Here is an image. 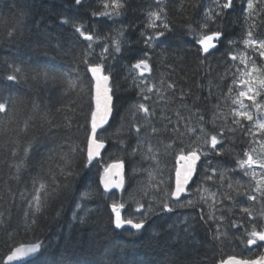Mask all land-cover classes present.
Instances as JSON below:
<instances>
[{
  "label": "trees",
  "instance_id": "trees-1",
  "mask_svg": "<svg viewBox=\"0 0 264 264\" xmlns=\"http://www.w3.org/2000/svg\"><path fill=\"white\" fill-rule=\"evenodd\" d=\"M126 3L127 10L122 16L108 18L91 15L93 11L103 10L100 0H83L79 6L74 4V0H0V94L15 100L10 118L0 114L4 119L0 125V213H3V222L0 223V264H5L11 249L20 244L36 242L43 243L42 252L26 264H219L229 256L254 259L261 255L262 247L251 248L245 246L243 241L245 228L250 229L252 223L257 229L262 226L261 213L256 211L261 200L259 194L256 201H248L245 195L236 196L226 189L228 180L224 182L225 187L209 181L205 187L217 193L218 201L222 199L223 191H229L234 197L235 203L225 200L223 204L215 205L214 215L217 218L223 216L221 221L209 219L210 200L205 203L191 194L195 184L189 188V194L181 199L182 202L194 200V206L181 208L173 205L171 213H161L159 206L151 201V193L145 197L139 191L147 187L148 173L138 171L133 175L132 169H151L154 165L151 160H143L139 153L134 157L128 155L137 144V135L129 131L132 128L130 106L145 102L139 89L133 86L129 66L139 58L138 53L148 50L140 33L145 31L147 10L155 9L157 5L154 0H126ZM210 4L211 0H189L184 10L180 11L177 0H165L172 31L148 50L153 71L145 75L146 78L150 75L149 83H155L157 87L161 74H164L166 81L176 85L175 89H163V99L155 94V89L151 94L146 93L151 97L147 102L149 108L155 109L150 122L158 129L167 123L161 119L162 116L170 117L173 124L177 121L176 109L181 116L191 114L188 109L179 107L182 102L192 107L195 101V107L201 110L206 121L212 115V106L217 103H220L222 112L230 111L231 103L223 101V96L230 86L233 87L232 95L236 94L238 89L232 84L233 74L239 79L240 73L236 69L238 67L243 72L244 65L239 60L233 62L230 59L229 53L234 50L226 44L221 45L201 65L200 60L204 57L185 28L189 22L195 25L201 21L204 9ZM60 13L84 23L86 31L101 37L115 36L116 31L123 27L126 29L124 40L129 43L122 41L121 51L114 53L111 41L101 39L92 43L89 51V43L75 33L71 25L61 23ZM262 21L264 16L257 21L254 32L259 39H264ZM223 23L230 32L229 39L242 40L246 25L239 6L234 13L226 15ZM11 30L16 31L13 37L7 35ZM106 44L109 51L105 54L104 65L112 73L117 110L108 133L115 132L121 124V117H124V128L119 135L106 140L107 148L102 159L93 163L90 169L83 168L82 151L70 154L72 167L69 170L74 174L67 180L60 179L58 173L56 175L60 183H70L73 192H62L51 199H45L42 193V212L37 214L34 225H26L24 214L28 213L31 218L33 211L29 208L33 180L37 181V186L39 182L48 184V169L62 165L60 157L69 152V146L77 145L81 149L85 146L92 81L83 62L84 54L88 52L90 64L99 63ZM235 51L237 54L246 53L255 60L257 68H264V58L252 49H245L241 43H237ZM11 66L20 67L22 73L12 72ZM44 72L54 79L45 82L39 75ZM12 74L17 75L16 82L6 80V76ZM70 83L74 87H69ZM181 90H191V96L181 101ZM45 116L57 127L49 130L44 123ZM66 118L71 121L70 127L66 125ZM26 121L28 127L24 130ZM135 123L141 126L140 140L145 151L149 143L154 148L162 149L160 142L167 143L174 135L171 132L149 134L150 129L142 113L136 114ZM184 123V120L180 121L181 132L184 131ZM220 123L218 120L217 124ZM191 124L195 125V116ZM227 124L236 127L231 118ZM168 127L171 129L172 124ZM205 127L211 134L218 131L210 123ZM108 133L104 135L108 136ZM225 137V146L232 149V153L219 157L210 154L207 157L217 173L236 168V160L243 159L244 151L249 149V138L238 127L234 132L226 130ZM119 139L126 141L124 150L116 144ZM258 139L264 140V136ZM183 140L190 143L195 136H184ZM29 143L33 147L25 157L24 148ZM204 150L208 151V147ZM160 158L165 176L172 175L174 178V158ZM117 159H123L127 164L126 188L121 194L108 193L101 187L105 166ZM202 159L199 173L205 164L203 156ZM41 160L42 165L39 163ZM21 161L24 166L17 175L13 165ZM228 176L234 187L239 182L241 192L256 195L251 181L239 169L229 172ZM214 179L218 182L219 176ZM172 184L174 186V179ZM89 190L93 193L91 198L82 199L83 192ZM130 194L135 195L136 200L144 203L146 208L149 203L152 204L153 214L141 231L130 227L115 229L112 223L113 201L125 203L123 216L139 218L140 213L134 212L136 204L130 199ZM78 203L81 205L79 208L76 207ZM241 207L250 208L254 218L241 213ZM233 222L243 226L233 228ZM217 225L221 232L227 233L226 239H214Z\"/></svg>",
  "mask_w": 264,
  "mask_h": 264
},
{
  "label": "snow or ice",
  "instance_id": "snow-or-ice-1",
  "mask_svg": "<svg viewBox=\"0 0 264 264\" xmlns=\"http://www.w3.org/2000/svg\"><path fill=\"white\" fill-rule=\"evenodd\" d=\"M83 0H74V4L79 6ZM157 7L155 9L147 10L146 12V23L145 31L140 33L145 48L150 50L155 47L156 42L161 38L165 37L167 33L172 31V25L167 19V7L165 0H154ZM189 0H177L178 8L180 11L184 10L185 4ZM195 6V5H192ZM239 6L241 15L245 21V35L242 40L237 41L229 39L230 32L228 27L223 23L228 13H234ZM100 7L102 11H93L91 15L115 18L120 17L127 10L126 0H100ZM62 19L61 23L71 25L75 33H78L83 40L89 43V51L91 50L92 43L101 39L111 41V46L114 53H119L122 47V41L127 44V40H124L125 28H121L116 31L115 36L101 37L98 34H93L90 31H86V25L82 22L75 20L74 18L68 17L63 13L59 14ZM261 16H264V0H211V4L206 7L203 11V17L201 21H198L195 25L191 22L185 25L187 34L193 37V42L198 46V52L204 57L200 60L201 65L205 63V60L214 51H218L221 45H227L234 51L229 53L230 59L235 62L240 61L244 65L245 71L240 72L237 67V72L240 73L239 79L233 74L232 84L237 86L235 95L233 93V87L228 88V93L223 96V101H230L231 108L228 113L221 111L220 103L212 106V115L208 121L205 120L204 114L199 108L195 107V101L193 106L190 107L186 103H181L180 108L188 109L190 111L189 116H181L178 109L174 110L177 117V121L173 124L170 117L162 116V120H166L167 123L158 129L151 125L150 117L154 115L155 109H150L148 101L151 97L147 94L153 93L163 99V89H175L174 83L166 81L164 74H161L159 81V87L155 83H149L151 79L150 75L146 78L145 73L151 74L153 69L150 64L151 56L148 50H143L138 53V57L135 63L129 66V73L132 75L133 86L139 89V93L145 102L135 103L130 106L131 108V120L132 128L129 131H134L137 135V144L132 149L129 156H136L137 153L141 155L143 160H151L154 167L151 169H132V174L135 175L138 171H146L148 173V185L147 187L139 189L142 196H149L151 193V201L159 206L161 213H171L173 205L184 208L193 207L195 201L192 199H186L183 202L181 198L184 194L189 193L190 182L195 184V188L191 190V194L195 195L199 200L209 204V219L223 220L224 217L220 216L217 218L214 213L216 211L215 205L217 203L223 204L225 200L234 201V197L229 191H223L221 193L222 199L217 200V193L210 191L205 184L209 181H214L219 187H225V180L229 182L226 184V189L231 190L236 196L245 195L248 201H256L257 195L249 194L247 192H241V185L236 182V186H233L231 178L228 176L229 172H235L239 169L244 175L250 176L255 180L256 186L254 189L255 193L260 195V199L264 200V140L258 139L259 136H264V68H257L255 60L248 57L246 53H239L235 51L237 43H241L245 49H252L254 53H258L259 57L264 58V39H259L254 35L257 28V21ZM219 18V19H218ZM261 23H264L262 21ZM211 26H215L214 28ZM149 30H151L149 34ZM9 37L16 35L15 30L7 32ZM109 48L107 44L102 48L100 54V62L90 64L87 60L88 52H85L84 63L87 65V71L91 73V86L90 92V113L87 121V135L85 138V146L81 149L77 145L69 146V152L61 155L60 159L63 162L57 164L55 169L51 167L48 169L47 178L49 183L39 182L33 180V194L29 202V208L33 209L31 218L29 214L25 213V222L27 224L34 225L36 223L37 214L42 212V200L41 194L45 199H51L58 197L62 192L71 193L73 192V186L70 183H60V179L67 180L74 173L69 170L72 167V161L69 159L70 154H75L78 151L84 153L83 168L90 169L93 161L97 160L101 155V150L106 148V140L114 135H119L121 129L124 128V117H121V124L116 128L114 133H108V128L111 127L110 119L114 117L116 113V97L113 91L112 73L110 70L105 69L104 60L106 59V53ZM11 71L17 74L22 73V69L18 66H11ZM43 80L47 82L49 79H54L49 73L44 72L39 74ZM7 81L16 82L17 75H7ZM69 87H74L73 84H69ZM147 93V94H146ZM209 94L211 95V87L209 86ZM191 96V90L184 92L181 90L180 99L183 101L186 97ZM257 97L261 98V101L257 100ZM199 99V98H196ZM251 102L246 104L245 101ZM15 100L11 97H4L0 94V114L3 117L11 116L12 109L14 107ZM137 113H142L146 126L149 127V134H158L161 132H171L173 135L167 143L161 141V148H154L151 143L146 145V151L142 148V141L140 140L141 126L135 123V116ZM195 116V125L191 124V121ZM3 117H0V125L4 123ZM231 118L232 124L239 128L241 132L249 138V149L244 151L243 159L236 160V168L234 169H223L217 173V169L212 165V161L208 160L207 157L210 154L215 156H224L232 153V149L225 146V131L234 132L236 127H229L227 124L228 119ZM184 120L183 125L184 131H180V121ZM222 123L217 124V121ZM44 123L48 125L49 130L57 127V125L46 116L44 117ZM211 124L218 128L216 134H211L207 131L205 125ZM172 124L171 129L168 125ZM66 125L71 126V121L66 118ZM107 126V127H106ZM28 122H25L24 130H27ZM108 133V136L104 134ZM184 136L192 137L195 136V140L190 143H186L183 140ZM118 147L124 150L126 147V141L119 139L116 141ZM179 145V146H178ZM252 145H259L252 147ZM219 146V147H218ZM33 145L29 143L24 148V156L27 157L31 151ZM205 147H208V151H205ZM15 155V153H13ZM111 155V153H110ZM161 156L174 158L175 164L173 167L174 178L172 175L165 176V168L162 166ZM205 158V164L201 166V172L197 171V163L201 160V157ZM49 160L51 157L48 158ZM43 164V160L39 162ZM24 166V162L21 161L13 165L17 175L21 168ZM211 166V167H210ZM259 169V172L257 171ZM105 175L103 178L104 189L110 190L115 187L118 189H124V160L117 159L112 163L105 166ZM56 173L59 174L60 179H57ZM79 175V173H76ZM111 176H117L119 179L112 180ZM219 176L218 182L215 181V177ZM85 179V178H82ZM174 179V186L172 181ZM92 192L84 191L82 194L83 198H91ZM23 196V194H21ZM130 199L136 204L134 209L135 213H140L139 218L133 216L125 217L122 215L125 209V203L113 201L111 204L112 213L114 218L112 223L115 229H124L125 226L140 231L145 228L148 222L149 216L153 214L152 204L149 203L148 207L145 204L136 200L135 195L130 194ZM77 208L81 207L78 203ZM144 210V211H142ZM241 213L247 214L248 217H253V212L248 207H241ZM203 215V212L201 213ZM59 215V213H57ZM261 228L257 229L255 223L251 224V228L244 229L243 241L245 246L256 245L257 247H264V212H261ZM3 213H0V223L3 222ZM75 218V215H74ZM242 224L232 223L233 228H240ZM226 239L227 233L221 232L219 225H217L216 236L214 239ZM42 242H36L31 244H20L10 250V253L6 256L7 264L11 262L20 261L25 258L34 256L42 250ZM220 264H264V253L259 255L255 259H244L237 256H229L226 260H221Z\"/></svg>",
  "mask_w": 264,
  "mask_h": 264
},
{
  "label": "water",
  "instance_id": "water-1",
  "mask_svg": "<svg viewBox=\"0 0 264 264\" xmlns=\"http://www.w3.org/2000/svg\"><path fill=\"white\" fill-rule=\"evenodd\" d=\"M106 69V68H105ZM91 74V73H90ZM148 73H145V75H147ZM112 82H113V78H112ZM111 86H112V83H111ZM113 91H114V89H113ZM115 115V114H114ZM114 118V117H113ZM113 118L112 119H110V124L112 123V120H113ZM107 127V126H106ZM106 148H107V143H106ZM106 148L105 149H102L101 150V155H100V157H98L97 158V160H94L93 161V163H95V162H97V161H100L101 159H102V155L104 154V152H105V150H106ZM202 157H201V160L197 163V171H198V169H199V166H200V164H201V162H202ZM126 172H127V164L124 162V179H125V183H124V189L123 190H121V189H118V188H115V187H113V188H111L110 190H105L106 192H108V193H115V192H118V193H123V191L125 190V185H126V181H127V174H126ZM198 173H199V171H198ZM104 175H105V172H104V170H103V172H102V177H101V187L102 188H104V185H103V178H104ZM110 179H112V180H117V179H119V177H117V176H111L110 175ZM193 185V183H191L190 182V184H189V188L191 187ZM189 193H186V194H184L183 196H182V198L183 197H185V196H187ZM181 198V199H182ZM146 226V225H145ZM130 226H125V228H129ZM131 228V227H130ZM133 229V228H132ZM135 230V229H134ZM137 231V230H136ZM141 231V230H140ZM27 244H31V243H27ZM42 245H43V243H42ZM42 251H40L38 254H36V255H34V256H31V257H28V258H25V259H23V260H20V261H15V262H11V264H26V263H28L29 261H33V259H35L36 257H38L39 256V254L41 253ZM242 258V257H241ZM245 259V258H244ZM5 264H7V262H6V260H5ZM220 264V263H219Z\"/></svg>",
  "mask_w": 264,
  "mask_h": 264
},
{
  "label": "rangeland",
  "instance_id": "rangeland-1",
  "mask_svg": "<svg viewBox=\"0 0 264 264\" xmlns=\"http://www.w3.org/2000/svg\"><path fill=\"white\" fill-rule=\"evenodd\" d=\"M257 100L258 101H261V98L260 97H257ZM261 102H264V101H261ZM245 103L246 104H250L251 102H249V101H245ZM260 137V136H259ZM258 137V138H259ZM262 140V139H261ZM253 147H257V150H259V145H253ZM257 171L259 172V169H257ZM247 179L249 180V181H251V187L253 188V191H254V189H255V186H256V182H255V180L254 179H252L250 176H247ZM258 193H256V195H257ZM257 212H259V213H261V212H263L264 211V200H260L259 201V203H258V205H257Z\"/></svg>",
  "mask_w": 264,
  "mask_h": 264
},
{
  "label": "flooded vegetation",
  "instance_id": "flooded-vegetation-1",
  "mask_svg": "<svg viewBox=\"0 0 264 264\" xmlns=\"http://www.w3.org/2000/svg\"><path fill=\"white\" fill-rule=\"evenodd\" d=\"M251 248H253V247H257L256 245H252V246H250ZM263 249H262V252L260 253V254H262V253H264V247H262ZM257 258V257H256ZM255 259V258H254Z\"/></svg>",
  "mask_w": 264,
  "mask_h": 264
}]
</instances>
